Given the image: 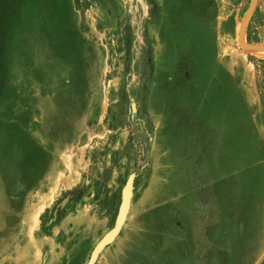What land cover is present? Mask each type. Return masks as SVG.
Listing matches in <instances>:
<instances>
[{"label": "rangeland", "instance_id": "obj_1", "mask_svg": "<svg viewBox=\"0 0 264 264\" xmlns=\"http://www.w3.org/2000/svg\"><path fill=\"white\" fill-rule=\"evenodd\" d=\"M249 3L0 0V264H264Z\"/></svg>", "mask_w": 264, "mask_h": 264}, {"label": "water", "instance_id": "obj_2", "mask_svg": "<svg viewBox=\"0 0 264 264\" xmlns=\"http://www.w3.org/2000/svg\"><path fill=\"white\" fill-rule=\"evenodd\" d=\"M259 0H250V3L248 5V8L246 9L243 18L238 24L237 32H236V40L239 45V47L250 54H262L264 53V44L263 43H251L246 40V34L249 27V24L251 22V19L255 13L256 7L258 5ZM132 189H133V177H129L125 190L122 197V202L120 205V209L116 218V221L113 225V227L106 232L103 237L97 242V244L94 246L91 255L89 256V259L87 260L86 264H96L99 255L103 251V249L111 243L115 237L119 234L120 230L122 229V226L126 220L129 206H130V200L132 196Z\"/></svg>", "mask_w": 264, "mask_h": 264}, {"label": "bare ground", "instance_id": "obj_3", "mask_svg": "<svg viewBox=\"0 0 264 264\" xmlns=\"http://www.w3.org/2000/svg\"><path fill=\"white\" fill-rule=\"evenodd\" d=\"M257 55H262V56H263V55H264V53H262V54L260 53V54H257Z\"/></svg>", "mask_w": 264, "mask_h": 264}]
</instances>
